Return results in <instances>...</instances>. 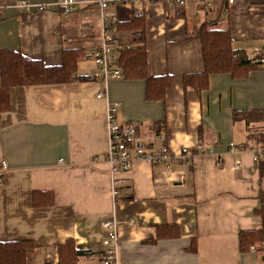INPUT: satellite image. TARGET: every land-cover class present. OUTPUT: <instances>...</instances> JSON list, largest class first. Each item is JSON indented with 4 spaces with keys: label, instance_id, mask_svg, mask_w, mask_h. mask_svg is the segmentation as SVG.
I'll return each instance as SVG.
<instances>
[{
    "label": "crops",
    "instance_id": "1",
    "mask_svg": "<svg viewBox=\"0 0 264 264\" xmlns=\"http://www.w3.org/2000/svg\"><path fill=\"white\" fill-rule=\"evenodd\" d=\"M62 1L0 0V51H19L51 67L62 63L65 50L89 55L101 40L99 8L65 14ZM24 2L45 9L23 12ZM187 2L181 9L156 2L112 8L121 23L134 14L146 18L149 75L174 76L165 101L148 100L145 80L92 81L99 67L90 58L78 63V75L89 81L10 90V109L0 113V242H31L27 264H58V248L69 240L91 254L78 264H100L106 221L118 222L120 264H264V252L241 253L239 244L240 233L262 230L261 164L248 150L230 151V143L249 144L247 124L234 114L264 115V68L242 79L213 74L199 95L183 84L185 75L204 71L194 34L205 22L231 29L235 48L250 57L261 48L264 0L230 6L216 0L210 9ZM114 33L119 47L135 44L133 33ZM104 88L106 96L98 99ZM114 104L117 122L137 126L152 149H158V135L164 137L174 155L170 169L143 161L129 172L110 171L106 116ZM187 148L193 157L181 158ZM114 188L120 191L116 202ZM46 191L54 203L33 206L32 194ZM162 225H177L180 236L154 242ZM194 236L197 253L190 252Z\"/></svg>",
    "mask_w": 264,
    "mask_h": 264
},
{
    "label": "trees",
    "instance_id": "2",
    "mask_svg": "<svg viewBox=\"0 0 264 264\" xmlns=\"http://www.w3.org/2000/svg\"><path fill=\"white\" fill-rule=\"evenodd\" d=\"M181 16V15H179ZM115 31H128L136 36L135 44L120 47L117 52V63L121 68V77L124 80H145L148 100L165 101L170 87L174 83V76L152 77L148 72V47L146 33V18L142 14H134L132 20L114 26ZM202 45L204 71L199 74L184 76L183 84L186 91L192 88L199 93L209 89V80L213 74H230L235 79H242L252 71L261 67L259 58L250 57L243 49H237L233 43L232 31L218 29L215 22H205L194 34ZM89 58L84 50H65L62 63L59 66H46L43 61L32 60L19 51H0V113L10 109V90L13 87L42 86L56 84H70L89 81V77L78 75V63ZM234 120L245 121L249 129L248 147L250 143L255 148L264 149L263 129L252 127L253 123L264 121V115L257 112L235 113ZM160 125V124H158ZM155 124L153 128L158 126ZM136 130L138 127L135 126ZM161 134V131H157ZM261 164L262 179L264 180V158ZM33 206L47 207L54 203L55 195L52 192H34ZM261 208L257 211L262 219V230L242 232L239 235L241 253L256 251L263 253L264 249V190L261 194ZM154 242L163 238L176 239L180 236L178 226L162 225L156 230ZM198 237H192L190 252H198ZM34 245L29 241L0 242V264H27V251ZM58 264H78L81 258L91 254L78 249L73 240L59 246Z\"/></svg>",
    "mask_w": 264,
    "mask_h": 264
},
{
    "label": "built area",
    "instance_id": "3",
    "mask_svg": "<svg viewBox=\"0 0 264 264\" xmlns=\"http://www.w3.org/2000/svg\"><path fill=\"white\" fill-rule=\"evenodd\" d=\"M188 0H64L59 3V7L65 9L64 13H70L75 11L77 8L85 5H94L99 8L100 20H101V40L100 44L90 54L89 58L94 64L99 67L98 71L90 76L91 80L105 86L116 79H122L121 68L117 63V52L119 42L116 37L114 26L119 22L117 13L112 9L116 5L122 4H133L138 5L140 2L144 3H162L166 6L173 8L185 7ZM227 4L234 5L238 0H225ZM202 4L206 9L213 8L216 0H196ZM45 9L44 5H31L24 2L19 5V9L23 12H31L33 9ZM251 57L259 58L261 67L264 68V40H262V46L259 50H255ZM106 88L99 91L97 98H104L106 96ZM117 104L108 108L107 111V125L109 135V151L105 156V162L109 165L112 173L117 172H129L133 166L139 162L149 161L153 164H164L167 168H171L174 163V155L170 146L165 143L164 137L158 135L156 143L158 149L154 150L148 146L146 141H141L135 126H123L116 120V114L118 111ZM197 150L202 152L204 147L197 144ZM248 150L252 153L254 160L259 162L260 159L264 158V149L255 148L254 143H250L249 147L240 148L235 144L230 143V151L236 155ZM181 158L188 159L192 158L193 154L190 150L184 149L181 152ZM4 169V166L2 167ZM113 198L118 201L120 197V191L117 188L112 190ZM103 229L106 230L108 235V244L101 255L100 264H120L119 253H120V238L118 234V222L117 221H106L102 225ZM264 249V246H263Z\"/></svg>",
    "mask_w": 264,
    "mask_h": 264
}]
</instances>
